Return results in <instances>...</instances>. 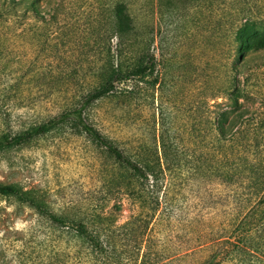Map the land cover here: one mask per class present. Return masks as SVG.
Listing matches in <instances>:
<instances>
[{
    "label": "rangeland",
    "instance_id": "374dc122",
    "mask_svg": "<svg viewBox=\"0 0 264 264\" xmlns=\"http://www.w3.org/2000/svg\"><path fill=\"white\" fill-rule=\"evenodd\" d=\"M122 1L130 0H0V136L82 107L114 67L129 69L135 57L120 49L115 10ZM201 8L172 0L166 22L156 13L153 26L127 34L142 45L154 38V71L117 82L113 93L84 110L129 155L152 145L164 161L163 131L182 152L183 168L203 163L211 137L201 107L226 104L221 88L235 57H226L221 39L209 38L210 13ZM256 60L245 102L264 110V57ZM203 169L167 172L154 187L139 180L133 195L124 186L128 173L85 132L65 127L6 147L0 150L1 185L32 190L45 210L69 220L90 222L101 213L112 223L99 225L109 247L99 254L77 229L0 192V264H264V199L251 216L247 206L236 211L229 196L239 184ZM149 180L153 184V175ZM142 185L146 205L138 197ZM156 200L163 201L157 211Z\"/></svg>",
    "mask_w": 264,
    "mask_h": 264
},
{
    "label": "trees",
    "instance_id": "16d2710c",
    "mask_svg": "<svg viewBox=\"0 0 264 264\" xmlns=\"http://www.w3.org/2000/svg\"><path fill=\"white\" fill-rule=\"evenodd\" d=\"M13 0H9L11 2ZM172 0H130L118 2L116 15L120 30V49L127 51L135 57V62L129 69L116 66L110 71L107 82L99 89L91 93L80 108L67 111L58 116L49 118L46 121L35 123L30 127L16 132L15 134H3L0 136V150L21 144L36 136L43 135L57 129L69 127L79 132L89 134L99 145L104 146L106 151L121 164L124 173H128V179L124 182L125 189L133 195L137 187V181L148 180L149 186L158 185L164 182L167 172H175L177 169L193 172L201 168L210 177H215L227 184H239L232 188L229 198L235 205L234 209L251 208L247 216L262 203L264 199V110L254 108L245 102L250 95L251 82L253 77L256 59L264 57V0H186L187 7H201L210 13L208 20L209 38L218 37L225 43V54L235 57V63L225 68L228 74L227 84L221 88V96H225V102H207L206 112L207 127L209 129L210 143L205 151L203 163L198 161L193 164H182V152H175L165 140V134L161 133V145L164 161L158 155V147L149 145L142 147L136 157L129 155L130 152L125 146H120L117 139L102 134L84 116V110L88 104L105 97L115 91L117 82L126 81L132 78H139L154 71L156 65V54L151 47L152 40L145 45L140 44L138 38H126L131 33L140 35L141 28L145 25H154L155 14L158 13L166 22L170 12L167 6ZM200 14L203 12H199ZM201 19L195 22L198 27ZM159 28V26H158ZM161 28V27H160ZM128 34V35H127ZM220 41V40H219ZM224 49L221 53H224ZM248 69V70H247ZM247 74L242 83L240 74ZM218 93V92H217ZM213 94L214 95H217ZM224 107H227L224 109ZM224 109V110H223ZM198 127L197 131L201 132ZM205 129V130H206ZM202 155V154H201ZM153 175V184L149 178ZM119 179L113 181L115 187L121 186ZM145 185V183H144ZM162 186V185H161ZM239 187H243L239 189ZM147 188L141 186L142 204H149L143 194ZM241 190V191H240ZM0 192L14 197L23 203L35 208L40 214H48L51 220L58 222L61 226L77 229L80 237L85 238L93 251L104 254L108 250V241L103 239L100 224L112 223L111 216L101 213L92 214L90 222L86 220H69L65 216H59L54 212L45 210L46 202L40 199L32 190L20 188L14 184H0ZM243 192V193H242ZM262 198L257 201V197ZM242 200H245L243 202ZM163 201L156 200L153 208L157 211L158 205ZM155 213V212H154ZM153 213V215H155ZM149 219H147V222ZM248 223L246 220H244ZM92 223L93 229L87 225ZM77 224V225H76ZM110 226V225H109ZM229 237V235L224 236ZM231 237V236H230ZM220 237H217L219 239ZM210 241L216 238H210ZM244 264H261L248 262Z\"/></svg>",
    "mask_w": 264,
    "mask_h": 264
}]
</instances>
